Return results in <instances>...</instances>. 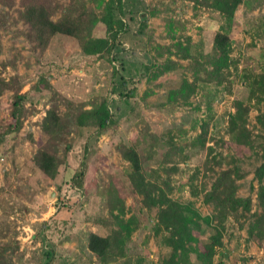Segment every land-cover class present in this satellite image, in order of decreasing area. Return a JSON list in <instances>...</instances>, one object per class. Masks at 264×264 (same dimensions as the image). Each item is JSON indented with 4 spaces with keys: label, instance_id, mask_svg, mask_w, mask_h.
<instances>
[{
    "label": "rangeland",
    "instance_id": "374dc122",
    "mask_svg": "<svg viewBox=\"0 0 264 264\" xmlns=\"http://www.w3.org/2000/svg\"><path fill=\"white\" fill-rule=\"evenodd\" d=\"M151 12L146 23L125 18L129 31L114 47L85 56L75 40L56 35L44 52L33 50L24 39L27 27L17 21V4L8 11L9 27L0 30L2 61L16 57L15 70L3 75L20 77L27 92L23 113L10 106L11 93L0 96V241L17 240L14 264H166L171 248L154 209L145 207L126 176L127 162L118 148L130 145L140 131L158 136L148 149L150 181L168 184L170 211L180 224H191L195 241L183 263L196 262L204 253L210 264H264V226L256 237L247 235L250 214L256 209L257 179L264 185V0H243L235 12L230 33L232 63L218 79L209 80L203 58L221 24L208 5L211 0H140ZM66 5L69 0H60ZM17 3V2H16ZM0 7V16L3 17ZM95 36L104 37L102 24ZM182 42L199 62V79L193 80L195 62L182 54L169 55L165 47ZM172 47V51L175 52ZM171 60L170 69L158 67ZM40 77L73 102L87 104L76 125L63 134L46 136L39 124L51 92L36 89ZM190 94L186 103L169 101L171 90ZM235 101L249 106L247 129L252 147L236 145L229 137L227 119ZM111 115L113 124L96 136V128ZM63 161L54 180L33 163L36 149ZM85 165L82 188L71 177ZM238 165L244 174L237 196H250L252 209L226 222L221 246L209 257L205 246L215 233L213 208L204 194L221 170ZM113 186L124 200V218L133 216L135 229L119 255L121 232L111 225L102 187ZM52 197L48 199V195ZM259 211V210H258ZM137 224V226H136ZM241 224V225H240ZM107 237L111 249L103 258L86 248L87 235ZM4 236V237H2Z\"/></svg>",
    "mask_w": 264,
    "mask_h": 264
},
{
    "label": "trees",
    "instance_id": "16d2710c",
    "mask_svg": "<svg viewBox=\"0 0 264 264\" xmlns=\"http://www.w3.org/2000/svg\"><path fill=\"white\" fill-rule=\"evenodd\" d=\"M193 3L200 0H189ZM208 1V0H205ZM17 2V3H16ZM209 2V1H208ZM208 4L221 18V24L215 33L212 41L211 52L203 58L202 67H207L205 72L209 80L218 79L223 70L230 67L232 59L230 57L232 39L230 33L234 24L235 12L243 3V0H211ZM15 4L17 21L27 27L23 33L24 39L31 45L33 50L44 52L49 46L51 39L56 35L67 36L75 40L83 55L89 56L103 52L107 45L115 46L116 40L129 31L125 18L137 17L141 22L146 23L149 15L143 1L140 0H69L64 5L60 0H0V7L3 17L0 16V30L9 27L11 19L8 11ZM102 24L105 29V36H95V28ZM172 47L176 50L172 51ZM169 55L182 54L184 58H190L195 62L193 66V80L199 79V62L192 57L182 42L176 41L164 48ZM101 52V53H102ZM2 44L0 40V55ZM171 60H165L159 65L161 72L170 69ZM17 59L12 57L2 61L0 59V96L5 92L11 93L10 106L15 113H23L24 100L27 92H22L20 77L13 73L4 76L6 68L15 70ZM43 88L51 92L48 108L39 124L40 130L46 136L63 134L65 131L77 124L82 109L87 105L85 102H73L65 97L58 95L48 80L40 77L35 88ZM190 94L181 89L171 90L168 93L169 101L181 99L184 103L188 101ZM250 109L241 101H235L234 112L229 114L227 119V131L230 139L236 145L252 147L253 140L247 129V118ZM111 115L100 124L95 135L99 136L113 124ZM264 132V130H263ZM260 145L264 155V133L261 135ZM2 139V138H1ZM0 139V140H1ZM158 136L149 131H140L135 141L130 145H121L118 148L122 158L127 162L128 168L126 176L129 185L135 194L142 197L145 207L154 209L157 214L158 222L167 234L171 254L166 264H210V258L203 257L204 253H196V262L184 261V256L189 251V243L195 241L191 231V224L178 223L170 211V198L165 189L168 184L150 181L146 175V164L149 162L150 155L148 149L157 143ZM32 161L34 165L49 179L54 180L58 174L63 161L54 154L38 148L35 150ZM85 165L81 163V168L71 177L72 185L76 189L82 188ZM244 178L238 165L221 170L211 184L210 190L203 196L205 204L213 208L211 217L203 218L207 225L215 221V233L210 238V243L205 246V253L211 257L215 248L221 246V236L226 230L227 220L239 213L245 215L252 209L250 196H237L238 181ZM101 194L107 200V213L111 225H115L122 233L118 238L119 255H124V248L134 231L132 226L135 221L130 216L125 219L124 200L118 195L113 186L105 185L102 187ZM256 209L250 214V221L247 227V235L250 238L256 237L257 232H261L264 226V185L257 179L256 188ZM259 210V211H258ZM241 225V224H240ZM137 226V224H136ZM4 237V236H2ZM87 250L98 258H103L111 249V243L107 237L89 232L86 242ZM19 249L17 240L0 241V264H14L13 257Z\"/></svg>",
    "mask_w": 264,
    "mask_h": 264
},
{
    "label": "water",
    "instance_id": "95a60500",
    "mask_svg": "<svg viewBox=\"0 0 264 264\" xmlns=\"http://www.w3.org/2000/svg\"><path fill=\"white\" fill-rule=\"evenodd\" d=\"M51 197H52V195H51V194H49V195H48V199H50Z\"/></svg>",
    "mask_w": 264,
    "mask_h": 264
}]
</instances>
